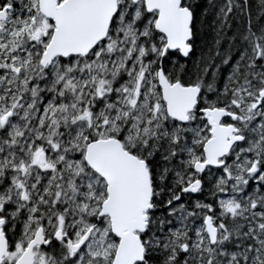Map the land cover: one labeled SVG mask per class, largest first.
I'll return each instance as SVG.
<instances>
[{
  "label": "snow or ice",
  "instance_id": "6c2138e0",
  "mask_svg": "<svg viewBox=\"0 0 264 264\" xmlns=\"http://www.w3.org/2000/svg\"><path fill=\"white\" fill-rule=\"evenodd\" d=\"M0 264H264V0H0Z\"/></svg>",
  "mask_w": 264,
  "mask_h": 264
},
{
  "label": "trees",
  "instance_id": "16d2710c",
  "mask_svg": "<svg viewBox=\"0 0 264 264\" xmlns=\"http://www.w3.org/2000/svg\"><path fill=\"white\" fill-rule=\"evenodd\" d=\"M201 2H206V0H201ZM212 17L209 16V21H211ZM213 33L211 32V30H208V35H207V40L210 42L211 38H212Z\"/></svg>",
  "mask_w": 264,
  "mask_h": 264
}]
</instances>
